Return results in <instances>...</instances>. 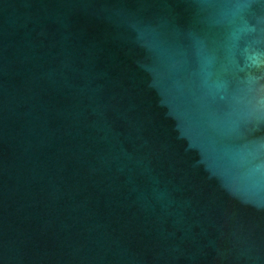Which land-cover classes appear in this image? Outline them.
<instances>
[{
    "label": "water",
    "instance_id": "obj_1",
    "mask_svg": "<svg viewBox=\"0 0 264 264\" xmlns=\"http://www.w3.org/2000/svg\"><path fill=\"white\" fill-rule=\"evenodd\" d=\"M0 264H264V0H0Z\"/></svg>",
    "mask_w": 264,
    "mask_h": 264
}]
</instances>
